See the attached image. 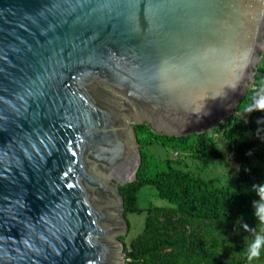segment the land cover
<instances>
[{
  "label": "water",
  "instance_id": "water-1",
  "mask_svg": "<svg viewBox=\"0 0 264 264\" xmlns=\"http://www.w3.org/2000/svg\"><path fill=\"white\" fill-rule=\"evenodd\" d=\"M263 51L264 0H0V264H123L127 119L200 133Z\"/></svg>",
  "mask_w": 264,
  "mask_h": 264
},
{
  "label": "trees",
  "instance_id": "trees-1",
  "mask_svg": "<svg viewBox=\"0 0 264 264\" xmlns=\"http://www.w3.org/2000/svg\"><path fill=\"white\" fill-rule=\"evenodd\" d=\"M216 127L226 141L227 155L237 163L231 185L191 172L169 155L151 161V154L142 149L158 143L192 150L203 166L214 160L227 164L213 130L173 136L156 133L144 122L133 124L135 139L143 144L140 163L135 178L118 188L127 233V214H142L143 225L128 244L120 240L123 264H231L228 253L222 259L218 254L222 246L243 237L236 229L264 226V171L258 163L264 164V51L244 96ZM145 185L166 205H140L138 193Z\"/></svg>",
  "mask_w": 264,
  "mask_h": 264
},
{
  "label": "rangeland",
  "instance_id": "rangeland-1",
  "mask_svg": "<svg viewBox=\"0 0 264 264\" xmlns=\"http://www.w3.org/2000/svg\"><path fill=\"white\" fill-rule=\"evenodd\" d=\"M245 94V93H244ZM244 96V95H243ZM242 96V97H243ZM127 122L130 125L135 124L134 119L128 118ZM209 125L206 127L207 129L202 131H209L213 130L212 134L215 140L218 142L219 147L224 152L225 157L227 158V164L225 162H216L215 160L213 162H210L207 166H203L194 156L192 155V150H188L189 152H185L182 150H175L173 149V146L169 147H161L158 143H151L144 147H142L143 150H146L151 154V161H159L160 159L167 157L169 155V158L178 160L177 165L191 171L195 172L201 176L212 178L215 180V183L222 184V183H229L231 185L235 174L237 173V163L227 155V147H226V141L223 139L217 129V125ZM216 128V129H215ZM131 133V132H130ZM189 134H197V133H189ZM188 135V134H187ZM133 138V134H131ZM135 136V135H134ZM248 137H250V134H247ZM135 138V137H134ZM133 138V141H134ZM137 142V140L135 139ZM139 145L143 146L142 143L137 142L138 150ZM136 146V145H135ZM264 171V164L258 162ZM109 183L112 186H115L116 182L114 179L109 178ZM231 183V184H230ZM138 201L140 205H149L150 203H154L157 205H166V202L162 199H159L156 194V190L150 186L145 185L141 188L140 192L138 193ZM127 219L129 221V231L127 233V230L122 233H115L113 236L117 239V241L121 244V241H124L126 244L129 243L131 238L135 234H137L143 225V216L135 215L132 213L127 214ZM127 222V221H126ZM128 229V228H127ZM243 231V237L238 238L233 242L228 243L227 245H224L220 248V252L222 254L220 255V259L225 257V253H228L229 262L231 264L237 263L238 259H241L242 261L240 264H264V226H255L254 228H248L244 230L236 229V234L242 233ZM250 239H252L250 241ZM254 242V243H253ZM257 242V243H256ZM121 252H122V260L124 259V253H123V246L121 244ZM202 264L204 262L201 261Z\"/></svg>",
  "mask_w": 264,
  "mask_h": 264
}]
</instances>
